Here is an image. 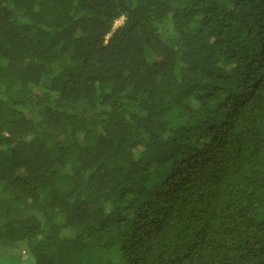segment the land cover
<instances>
[{
  "label": "trees",
  "instance_id": "1",
  "mask_svg": "<svg viewBox=\"0 0 264 264\" xmlns=\"http://www.w3.org/2000/svg\"><path fill=\"white\" fill-rule=\"evenodd\" d=\"M20 243L29 264H264V0H0Z\"/></svg>",
  "mask_w": 264,
  "mask_h": 264
},
{
  "label": "rangeland",
  "instance_id": "2",
  "mask_svg": "<svg viewBox=\"0 0 264 264\" xmlns=\"http://www.w3.org/2000/svg\"><path fill=\"white\" fill-rule=\"evenodd\" d=\"M123 23V19H119L115 22L114 29L119 27ZM0 255L7 256L9 259L4 262L7 264H29L30 255L28 253L27 247L24 243L17 244L13 247H4L0 245Z\"/></svg>",
  "mask_w": 264,
  "mask_h": 264
}]
</instances>
